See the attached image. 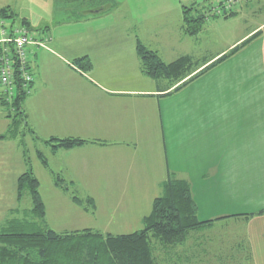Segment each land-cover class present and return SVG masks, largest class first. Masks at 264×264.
Segmentation results:
<instances>
[{"label":"crops","instance_id":"1","mask_svg":"<svg viewBox=\"0 0 264 264\" xmlns=\"http://www.w3.org/2000/svg\"><path fill=\"white\" fill-rule=\"evenodd\" d=\"M193 1L131 0L125 31L118 30L113 6L107 7V17L84 21L87 12L80 23L91 30L79 33L74 43L68 34L52 36L47 28L39 39L48 38V48L31 49L34 81L21 104L28 127L24 135L18 124L20 133L9 136L17 111L4 103L0 84V229L32 210V202L20 207L17 193L18 179L27 169L23 147H30L27 157L40 184L55 186L60 176L67 184L101 185V199L112 201V214L126 210L117 223L127 224L130 233L143 228L169 174L191 183L199 220L214 223L192 234L185 264L188 259L189 264H236V258L238 263L264 264V214L245 217L264 211V19L256 17L264 2L238 1L236 16L224 21L239 19L247 26L227 41L214 39L209 30L223 26L220 22L204 27L211 18L198 34L186 31L183 8ZM200 8L204 15L214 7ZM138 43L165 63L190 57L204 66L171 85L143 72ZM250 49L257 52L251 76L243 70L241 77L226 76L210 87L201 84ZM83 57L90 59L91 69L75 64ZM52 138L86 143L53 150L45 143ZM171 147L173 152L183 147L181 156H172ZM51 193L58 202L71 204L59 188ZM217 231L236 233L227 251L217 248Z\"/></svg>","mask_w":264,"mask_h":264},{"label":"trees","instance_id":"2","mask_svg":"<svg viewBox=\"0 0 264 264\" xmlns=\"http://www.w3.org/2000/svg\"><path fill=\"white\" fill-rule=\"evenodd\" d=\"M76 2H82V0H75ZM209 11L201 15L202 8L195 6L183 8L186 31L190 35L194 36L200 32L206 18L215 17H209ZM192 12H196L197 15H193ZM0 16L11 19L16 14L10 8H6L0 10ZM80 16L82 14H79ZM234 16H236L235 12L223 15L225 19ZM24 24L28 25L27 22ZM258 36L259 34L256 35ZM251 40L237 47L216 64L236 54ZM137 52L142 61V70L146 75L155 79H165L171 85L183 82L204 66L190 57L165 63L158 53L141 43L137 45ZM75 64L82 69L93 67L88 57L77 59ZM202 72L204 73L205 70ZM200 73L190 78V81L200 76ZM25 97V95L19 96L12 103L5 98L4 103L11 104L13 110L17 111L14 117L16 121L14 120L9 133L10 137L20 133L18 124H23V135L28 130L21 107ZM45 143L53 150H57L76 148L84 145L86 141L52 138ZM37 154L41 163L47 166V159L42 152L38 150ZM26 166V171L18 179L17 193L20 202L26 195L30 196L32 210L26 211L22 218L14 217L8 220L0 229V264H173L175 261L185 264L186 245L192 234L200 233L214 223V221L199 220L198 205L194 199L191 183L169 174L164 184V194L154 200L151 213L144 218V227L141 230L117 236L110 234L105 236L93 230L58 233L46 227V206L40 192V182L28 158ZM55 185L64 192H70L71 195L75 193L71 191V185L65 183L60 176L55 178ZM73 200L77 205H83L82 199L73 197ZM87 200L94 201L92 198ZM16 212L18 210L12 211V214ZM263 214L264 211H260L245 217L251 218ZM232 217H239V215ZM41 223L44 224L43 227ZM163 250L167 253L165 254ZM188 261L189 259L186 260V264H189Z\"/></svg>","mask_w":264,"mask_h":264},{"label":"rangeland","instance_id":"3","mask_svg":"<svg viewBox=\"0 0 264 264\" xmlns=\"http://www.w3.org/2000/svg\"><path fill=\"white\" fill-rule=\"evenodd\" d=\"M190 1L192 0H188V3ZM225 1L226 0H194L193 3L188 5V7L195 6L196 8H200V6L205 5L207 7L212 6L216 8L221 7L222 3ZM258 1L262 3L264 2V0ZM130 2L131 0H82V2L76 3L75 0H0V10L10 8L16 14V16L11 19L3 18L7 26L14 25L15 27L27 28L37 38L45 37L42 35L47 32L48 28L50 30L48 33L52 36L55 34H68L74 38L70 40V43H74L76 42V37L79 33L91 30L89 27L80 23L82 18L79 17V14L83 15L87 12L98 10L103 7L113 6L112 8H114V11L112 12L117 14L119 19L118 22H120L117 24L118 30L125 31L124 19L126 12L129 13L128 7H130ZM262 6L264 8V4ZM192 14H195V16L197 15L196 12H192ZM108 15H110V11H105L100 14L91 13L83 20H91L101 16L107 17ZM256 17L264 19V9L262 13ZM211 19L213 20H211L210 23H207L204 26L205 28L209 25H216L218 22L223 24L220 28L214 27L209 29L213 33L214 39H216L215 36H221L227 41H232L235 39V34L239 33L241 29H244L247 26L243 20L239 19H233L229 22H225L223 16H215ZM24 22H27L28 25H25ZM111 22V20H108L107 25H110ZM255 56L257 57V52L253 49L241 53L235 60L228 62L227 66L216 70L209 77L202 78L201 84L210 87L214 84V81L225 79L226 76L239 75L241 77L243 70L246 71L247 77L251 76L253 73L249 68L251 67L250 64L254 62L252 59ZM238 69L240 71L236 72ZM29 148L26 149V147H23L26 158H28L26 151L29 150ZM182 148L183 147H174L175 152H173V147H171V152H173L172 156L180 157ZM70 185L72 187L71 191L75 192L74 195H71L70 192L67 194V197L71 199V204H69V202H58L57 198L52 195L51 191L56 188V185L47 184L45 181L40 184L42 198L46 199V202L44 201L46 206L45 223L48 229L58 233L93 230L94 232H99L105 236L109 234L117 236L132 233L126 231L125 227L127 224L117 223V221L120 220V216L123 218L122 214L126 210H120L116 215H113L112 211L114 208H112V201H110V199H101V185ZM162 196L163 195L159 197ZM73 197L82 199L81 201L83 205H77L73 200ZM87 198H92L94 201L89 202ZM30 202V196L26 195L20 207L25 208L27 205L29 206ZM87 209H89V211L86 212L85 210ZM128 213L130 214L129 210ZM34 221L37 222V220ZM40 225L42 227L44 226L43 223ZM235 235V232L217 231V237L219 239V246H217V248L222 249L223 252L224 250L227 251L230 247V242L228 241H232L233 238H235ZM220 256H222L221 253H219V257ZM237 261L238 258H236V264H248L246 262L238 263ZM222 262L223 264H226L223 260Z\"/></svg>","mask_w":264,"mask_h":264},{"label":"built area","instance_id":"4","mask_svg":"<svg viewBox=\"0 0 264 264\" xmlns=\"http://www.w3.org/2000/svg\"><path fill=\"white\" fill-rule=\"evenodd\" d=\"M238 1L226 0L221 7L211 8L209 17L234 12ZM48 42V38L40 40L27 28L7 26L0 16V84L8 102L12 103L17 97L30 94L34 81L30 66L31 49H47Z\"/></svg>","mask_w":264,"mask_h":264},{"label":"water","instance_id":"5","mask_svg":"<svg viewBox=\"0 0 264 264\" xmlns=\"http://www.w3.org/2000/svg\"><path fill=\"white\" fill-rule=\"evenodd\" d=\"M107 10H108L107 7H103V8H100L98 10L90 11V13H92V14H100V13L105 12Z\"/></svg>","mask_w":264,"mask_h":264}]
</instances>
